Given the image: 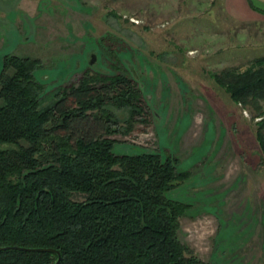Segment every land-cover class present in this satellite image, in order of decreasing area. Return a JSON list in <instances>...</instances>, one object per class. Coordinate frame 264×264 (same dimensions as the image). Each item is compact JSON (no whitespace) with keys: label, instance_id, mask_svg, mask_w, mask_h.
Masks as SVG:
<instances>
[{"label":"rangeland","instance_id":"374dc122","mask_svg":"<svg viewBox=\"0 0 264 264\" xmlns=\"http://www.w3.org/2000/svg\"><path fill=\"white\" fill-rule=\"evenodd\" d=\"M11 53L41 59L47 102L87 72L133 78L143 112L107 104L126 129L115 150L189 171L169 194L189 204L180 238L201 259L264 264V115L224 82L258 68L264 19L234 21L216 0H0V69Z\"/></svg>","mask_w":264,"mask_h":264},{"label":"trees","instance_id":"16d2710c","mask_svg":"<svg viewBox=\"0 0 264 264\" xmlns=\"http://www.w3.org/2000/svg\"><path fill=\"white\" fill-rule=\"evenodd\" d=\"M255 62L256 69L226 70L232 81L224 82L264 115V56ZM41 65L11 53L0 69V246L54 247L59 264H209L180 238L189 204L169 194L189 171L178 170L174 155L115 150L113 134L126 129L107 104L143 112L133 78L87 72L47 102L35 77ZM57 258L0 249V264Z\"/></svg>","mask_w":264,"mask_h":264},{"label":"crops","instance_id":"0c3cea01","mask_svg":"<svg viewBox=\"0 0 264 264\" xmlns=\"http://www.w3.org/2000/svg\"><path fill=\"white\" fill-rule=\"evenodd\" d=\"M217 6L234 21L252 22L264 19V0H216Z\"/></svg>","mask_w":264,"mask_h":264},{"label":"water","instance_id":"95a60500","mask_svg":"<svg viewBox=\"0 0 264 264\" xmlns=\"http://www.w3.org/2000/svg\"><path fill=\"white\" fill-rule=\"evenodd\" d=\"M5 248H18V249H25V250L51 251V252H55V253L58 254V258L56 259L54 264H59V262L61 260L60 251L58 249L54 248V247H49V246L28 247V246H20V245H4V246H0V249H5Z\"/></svg>","mask_w":264,"mask_h":264}]
</instances>
